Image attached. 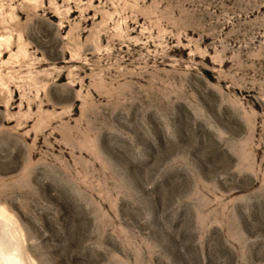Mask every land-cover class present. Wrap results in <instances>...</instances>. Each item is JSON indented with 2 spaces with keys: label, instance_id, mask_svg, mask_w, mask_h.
<instances>
[{
  "label": "rangeland",
  "instance_id": "rangeland-1",
  "mask_svg": "<svg viewBox=\"0 0 264 264\" xmlns=\"http://www.w3.org/2000/svg\"><path fill=\"white\" fill-rule=\"evenodd\" d=\"M0 8V264H264V0Z\"/></svg>",
  "mask_w": 264,
  "mask_h": 264
},
{
  "label": "bare ground",
  "instance_id": "bare-ground-1",
  "mask_svg": "<svg viewBox=\"0 0 264 264\" xmlns=\"http://www.w3.org/2000/svg\"><path fill=\"white\" fill-rule=\"evenodd\" d=\"M2 1L3 0H1V3H2ZM2 6V5H1ZM4 6V5H3ZM1 9V8H0ZM3 9V8H2ZM3 14V13H2ZM0 28H1V26H0ZM4 28V27H3ZM17 28V26L14 28V29H16ZM7 32V31H6ZM2 37H3V35H2ZM3 39V38H2ZM4 42V41H3ZM9 254H7V256H8Z\"/></svg>",
  "mask_w": 264,
  "mask_h": 264
}]
</instances>
